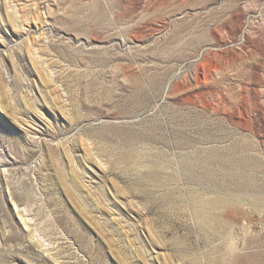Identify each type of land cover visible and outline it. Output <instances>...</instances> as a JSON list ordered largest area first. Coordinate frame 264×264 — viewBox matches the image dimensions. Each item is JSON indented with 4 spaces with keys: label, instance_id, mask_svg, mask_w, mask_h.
I'll use <instances>...</instances> for the list:
<instances>
[{
    "label": "rangeland",
    "instance_id": "rangeland-1",
    "mask_svg": "<svg viewBox=\"0 0 264 264\" xmlns=\"http://www.w3.org/2000/svg\"><path fill=\"white\" fill-rule=\"evenodd\" d=\"M0 264H264V0H0Z\"/></svg>",
    "mask_w": 264,
    "mask_h": 264
}]
</instances>
